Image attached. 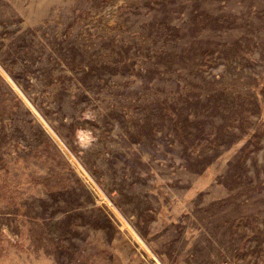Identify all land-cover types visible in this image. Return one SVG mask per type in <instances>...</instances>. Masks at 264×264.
Wrapping results in <instances>:
<instances>
[{
  "label": "rangeland",
  "instance_id": "374dc122",
  "mask_svg": "<svg viewBox=\"0 0 264 264\" xmlns=\"http://www.w3.org/2000/svg\"><path fill=\"white\" fill-rule=\"evenodd\" d=\"M0 264H264V0H0Z\"/></svg>",
  "mask_w": 264,
  "mask_h": 264
}]
</instances>
